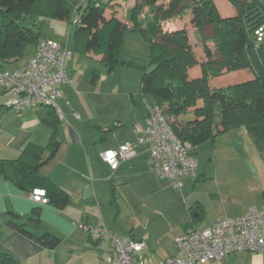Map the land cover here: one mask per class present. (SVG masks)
<instances>
[{"label": "trees", "instance_id": "trees-1", "mask_svg": "<svg viewBox=\"0 0 264 264\" xmlns=\"http://www.w3.org/2000/svg\"><path fill=\"white\" fill-rule=\"evenodd\" d=\"M227 1L234 7L235 15L222 18L212 0H161L159 3L148 0L146 5L152 21L142 24L138 20L141 10L132 9L129 26L116 15L118 2L97 7L89 0L86 10L81 12V25L74 26V35L82 42L86 54L101 56L109 72L125 64L118 57L117 38L126 31L141 35L149 45L152 64L142 74L141 93L152 95L154 106L162 111L178 140L193 150L230 129L242 128L264 160V41L256 45L253 36L264 22V0ZM108 7L113 9L111 18H102ZM188 11L200 41L207 40L202 35L204 28H212L209 39L214 41L216 54L212 59L207 53L206 61H198L185 30L162 32L160 23L182 17ZM40 13L59 20H69L73 14L63 0H0V71L18 68L15 63L23 58L25 48L38 44L39 28L26 18ZM197 65L201 75L192 78L189 70ZM224 71H236L239 75L232 80L219 79ZM91 76L92 84L100 78L96 70ZM229 82L232 83L229 85ZM46 108L49 114L42 124L51 130L47 146L29 144L15 160H0V175L20 190H45L48 204L61 210L69 204V194L40 173L41 167L55 158L60 147L58 114L54 107ZM189 113L192 117L188 118ZM9 218V227L38 245L47 249L59 246L58 236L51 233L34 236L18 223L21 222L19 215L10 212ZM28 220L39 223L38 208L33 209ZM192 222L186 226L193 225ZM0 264L17 263L11 255L0 253Z\"/></svg>", "mask_w": 264, "mask_h": 264}, {"label": "crops", "instance_id": "crops-1", "mask_svg": "<svg viewBox=\"0 0 264 264\" xmlns=\"http://www.w3.org/2000/svg\"><path fill=\"white\" fill-rule=\"evenodd\" d=\"M190 16L188 11L181 19H173L168 24L172 27L171 31L180 28L177 23L179 20L183 24L186 22L184 20L190 21ZM198 61L202 62L199 58ZM189 75L192 78L199 77L200 66L190 69ZM238 75L239 72H236L219 79L232 80ZM67 83L73 82L68 79L61 85V94L55 108L56 113L61 115L57 116L60 147L55 158L41 167L40 173L69 194V204L61 210L50 204L38 205L29 200L34 189L20 190L0 175V253L11 255L17 264H105L106 257L115 256L112 235L143 241L147 258L156 264L166 257L176 255L174 239L189 227L186 225L192 219L195 221L190 226L206 229L220 219L240 217L250 209L259 210L264 206L263 191L262 202L246 204L240 215L219 218L205 224L206 211L199 203H195L187 208L186 222L169 241L165 240L164 234L154 238L150 232L136 234L133 229L124 230L119 224L122 215L129 213L131 206L137 211L146 197L157 191L155 179L165 180L154 175L145 148L137 147L136 155L126 161H116L110 155L120 145L135 144L139 133L134 130V126L145 125L147 107L141 109L140 102L134 104L135 99L130 95L127 117L111 115L105 122H101L98 117H89L83 110L85 120L79 123L81 118L77 109L82 107L77 99H73L75 105L70 101ZM8 97L0 88V160L12 161L29 144L47 146L51 130L42 124V120L49 114L48 108L33 106L21 111L9 110L3 106V101ZM180 177H192L194 183L202 179L197 173ZM256 178L242 177L247 183L255 182ZM247 187V192L254 194L250 184ZM105 201L112 214L104 207ZM35 208L39 209V223L28 220ZM10 212L21 217L18 223L24 225L32 235L51 233L58 236L59 246L55 249L44 248L13 230L7 225ZM91 229H105L107 233L94 240L89 233ZM207 264H264V255L236 252Z\"/></svg>", "mask_w": 264, "mask_h": 264}, {"label": "rangeland", "instance_id": "rangeland-1", "mask_svg": "<svg viewBox=\"0 0 264 264\" xmlns=\"http://www.w3.org/2000/svg\"><path fill=\"white\" fill-rule=\"evenodd\" d=\"M63 1L76 14L74 16L79 18L81 12L86 10L89 0ZM147 1H121L119 6H115L116 15L130 26V11L132 9L141 10L138 20L146 24L152 21L146 5ZM159 1L161 0H157L158 3ZM212 1L222 18L235 15L234 7L227 0ZM112 10L108 7L101 17L110 19ZM26 20L39 28L40 40L65 45L70 52V59L67 61V76L73 83H67L68 97L72 104H74L73 99H77L83 108H80L82 110L77 109L81 118L79 123L85 120L83 110L89 117L94 119L98 117L101 122H105L111 115L127 117L130 95L136 102H140L141 109L144 106L147 108L154 106L152 95L141 93L142 74L152 68L150 48L141 35L126 31L117 38L118 57L125 64L118 65L112 72H109L101 62L99 54L84 52L82 42H79L74 35L75 27L71 25V19L59 20L40 13L27 16ZM173 21L159 24L163 33L173 32L172 27L168 26ZM184 21H186L185 24L180 20L177 22L180 25L178 30L186 31L190 44L194 45L196 57L202 61L208 59L207 53H210L209 58L215 57L214 41L209 39L212 28L210 26L204 28L202 35L207 40L203 42L198 39L199 34L190 21ZM34 52L35 45H28L24 50L23 58L15 63V66L30 59ZM93 70H96L100 77L95 84L91 82ZM234 73L236 71H224L219 78ZM186 117H192L191 113ZM183 119L186 118L179 120ZM192 153L197 166L196 173L202 179L194 183L192 177H180L178 188L173 187L170 180L155 179L157 191L152 196L146 197L141 206L137 207V211H134L135 207L131 206V213L122 215L119 224L124 230L133 229L136 234L150 232L154 238L164 234L165 240L169 241L186 222L187 208L195 203L203 206L206 211L204 223L210 224L219 218L240 215L246 204L262 202L264 160L252 139L242 128L230 129L213 141H207L194 147ZM242 177L257 178L255 182L247 183ZM247 184H250L254 194L247 192ZM103 205L112 214L106 201Z\"/></svg>", "mask_w": 264, "mask_h": 264}, {"label": "built area", "instance_id": "built-area-1", "mask_svg": "<svg viewBox=\"0 0 264 264\" xmlns=\"http://www.w3.org/2000/svg\"><path fill=\"white\" fill-rule=\"evenodd\" d=\"M95 6L124 0H93ZM72 14L71 25H80V17ZM75 17V19H74ZM78 17V16H77ZM254 41H264V22L254 31ZM70 52L65 45L40 40L34 55L13 70L0 71V88L9 95L3 101L6 109L21 111L33 106L54 107L61 94V85L68 81L67 61ZM61 117L60 114H58ZM78 118L77 114H74ZM139 133L135 144L125 143L111 151L116 161H126L136 155L137 147L149 154V165L158 179H167L179 187L182 175H195L196 163L192 147L182 143L174 135L170 124L157 106L147 108L145 125L134 126ZM29 200L46 205L48 200L43 189H34ZM92 239L101 238L105 229L89 230ZM114 257H106L105 264H153L146 256L143 241L128 237L111 236ZM176 255L166 257L156 264H207L232 253L250 252L264 255V206L250 209L247 214L220 219L212 227L197 229L189 226L174 239Z\"/></svg>", "mask_w": 264, "mask_h": 264}, {"label": "snow or ice", "instance_id": "snow-or-ice-1", "mask_svg": "<svg viewBox=\"0 0 264 264\" xmlns=\"http://www.w3.org/2000/svg\"><path fill=\"white\" fill-rule=\"evenodd\" d=\"M111 155V154H110Z\"/></svg>", "mask_w": 264, "mask_h": 264}]
</instances>
